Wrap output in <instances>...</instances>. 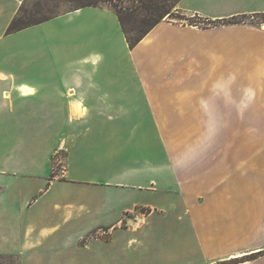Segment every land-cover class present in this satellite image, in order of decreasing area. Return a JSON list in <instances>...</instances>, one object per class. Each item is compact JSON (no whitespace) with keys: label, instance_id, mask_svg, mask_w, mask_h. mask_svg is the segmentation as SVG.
Returning a JSON list of instances; mask_svg holds the SVG:
<instances>
[{"label":"crops","instance_id":"crops-1","mask_svg":"<svg viewBox=\"0 0 264 264\" xmlns=\"http://www.w3.org/2000/svg\"><path fill=\"white\" fill-rule=\"evenodd\" d=\"M206 1L183 9L212 20L264 14V0ZM23 2L0 0V254L9 255L19 241L28 250L34 240L45 248L51 236L64 230L47 247V253L54 252V264H77L72 252L62 258L63 251L85 239L88 250L101 243L105 249L92 260L121 261L123 255L111 247L128 232L123 226L130 217L123 210L113 219L110 203L125 198L107 196L105 210L99 211L83 207L46 213L37 205L55 167L54 157L65 150L59 178L75 182L70 176L75 168L95 162L87 158L93 139L109 146L105 128L130 120L128 108L133 107L138 108L134 115L139 122L180 123L181 128L166 134L164 162L148 157L147 167L139 168L146 172L138 179L139 187L145 183L158 188L165 202L140 204L152 211L140 212L145 216L139 226L145 242L141 239L132 248L164 250L166 244L162 258L179 264H264V65L242 71L246 82L232 84L224 98L186 103L183 87L167 89L177 93L162 97L157 90L165 87L125 81L126 73L119 69L128 45L117 20L110 21L105 10L86 7L7 34ZM161 25L145 41L161 34ZM115 36H123L122 49L115 48ZM155 134L151 130L146 135L155 139ZM81 153H86L82 159ZM157 214L168 222L165 244L152 236L158 231L151 220ZM174 249L179 250L176 259ZM209 252L223 255L212 259L205 254ZM35 261L43 263L44 258Z\"/></svg>","mask_w":264,"mask_h":264},{"label":"rangeland","instance_id":"rangeland-1","mask_svg":"<svg viewBox=\"0 0 264 264\" xmlns=\"http://www.w3.org/2000/svg\"><path fill=\"white\" fill-rule=\"evenodd\" d=\"M168 3L173 7V16L167 17L158 24H162L163 35L161 33L154 36L153 40L145 41L157 25L134 47L128 42L127 36L132 40L140 36L139 30L144 15L133 14L132 17L125 20L123 25L114 5L103 4L94 7L105 10L104 12L108 14L110 21L117 20L118 28L125 37L128 45L122 54L125 61L123 67L125 68L122 69L123 67H121L119 71L121 73L123 70L126 73V82L165 87L163 90L160 88L161 92L157 90V93H161L162 97L177 93L167 91V89L183 87L184 90L181 91L183 94L182 101L188 103L196 99L224 98L228 96L232 84L246 82L247 75L242 74V71L252 66L264 65V14H247L219 21L208 19L205 14L189 13L183 9L187 8L186 4H189L190 7L193 3L197 6H204L203 3H207L206 0H168ZM38 5L43 7L41 15L55 12L56 17L76 11L75 7H77L76 3L67 0H24L22 4L24 11L28 13L33 9L35 10ZM23 16L25 17L24 13L19 15V17ZM181 17L185 20H180ZM122 38L114 37L116 49L123 48ZM256 43L258 47L253 46ZM138 62L141 63L138 65L141 68L140 71V68L136 67ZM259 77L261 78L263 75H259ZM152 92L155 93V91ZM128 109L132 110L129 113L130 120L126 118L125 122H110L105 128L109 132V146L102 142L101 145H98L100 140L93 139L87 158L95 162L90 165L85 162V165L76 167L70 175L77 179L75 182L70 178L66 180L59 178L62 175L63 161L67 155L65 150L62 149L54 157L55 167L46 181L43 194L39 196L40 201L37 206L46 213L58 210L78 211L83 207L99 211L105 210L107 204L104 201H106L107 196L113 199L125 198V202L110 203V212L115 216L113 219L117 220L123 210L130 217V221L127 219V224L123 226L125 229H129L127 230L129 233L124 231L126 236L121 233L122 235L117 238L114 247H111V250L123 255L121 261L117 260L115 264H176L179 261L173 262L167 258H162L163 253L166 255L165 239L168 222L161 215L157 214L151 219L154 226L158 228V231L152 233V236L165 244V249L149 247L146 250H138L137 247L132 248V246L136 242H141V239L145 242L139 228L142 223L141 220L145 216L142 217L139 214L142 212L148 215L152 208L142 205L144 203L153 205L165 202L164 193L158 188H153L145 183H143V187H139L138 179L146 173L139 171V168L142 165L147 167L145 163L148 157L156 162L165 161V157L162 158V155L165 152L166 134L179 131L181 124L139 122L134 115V111L138 112V108L131 107ZM112 120L114 119L111 118ZM151 130L157 135L155 139L153 135H146ZM106 141L107 139H104V142ZM58 143L59 139H56L53 144L55 146ZM82 155L86 156V153L78 155L80 159H82ZM113 156L116 157V160L111 161L110 158ZM103 157L106 161L97 163V159ZM108 159L110 160L108 161ZM122 178L126 179L124 184H117V180ZM106 182L110 183L109 186L105 184ZM88 201L92 203L89 204ZM72 204L73 207L70 208ZM136 211L138 212L137 215ZM62 232L51 236V240L45 248L39 246L34 240V246L28 250L27 245H24L23 241H19L17 248L14 245L10 249L12 252L9 255L0 254L2 262L4 264H54L50 261L55 258L54 252L47 253V247L65 234L64 230ZM69 234L70 232L66 233V235ZM71 236L73 235L71 234ZM87 240L85 239L79 245L75 242L72 243L67 251H63L65 254L62 255V258H67L68 255L66 254L72 252L77 264H102V260H92L95 255L105 253L102 243L99 247H92L88 250ZM173 251L176 259L179 250L174 249ZM141 253L143 256L145 255L144 260L139 257ZM205 254L210 255L212 259H218L223 255L222 252ZM42 258H44L43 263L35 261ZM231 263L235 262L220 261L215 264Z\"/></svg>","mask_w":264,"mask_h":264},{"label":"trees","instance_id":"trees-1","mask_svg":"<svg viewBox=\"0 0 264 264\" xmlns=\"http://www.w3.org/2000/svg\"><path fill=\"white\" fill-rule=\"evenodd\" d=\"M59 1V0H58ZM61 1V0H60ZM71 3H76L77 7L75 10L86 8V7H98L103 4L114 5L117 9V14L120 18L121 23L124 25L125 20L132 17V15L140 13L144 15L141 21V26L139 30L140 36L135 40L128 38V42L132 47L136 46L153 28H155L159 23L163 22L167 17L173 16V7L169 5L168 0H67ZM43 7L41 5L36 6L30 13L24 11L22 6L16 18L12 21L8 28V34L21 31L23 29L44 23L54 17H56L55 12H49V14H42ZM24 13L25 17H19L20 14ZM184 17V16H183ZM181 17L180 20H185ZM233 19V18H232ZM222 21V20H219ZM234 21V20H233ZM233 23L232 21H230ZM225 23V22H223ZM229 23V22H228ZM230 23V24H231ZM128 35V34H127ZM260 254H264V251ZM260 255L255 254V257ZM0 264H4L0 257Z\"/></svg>","mask_w":264,"mask_h":264},{"label":"bare ground","instance_id":"bare-ground-1","mask_svg":"<svg viewBox=\"0 0 264 264\" xmlns=\"http://www.w3.org/2000/svg\"><path fill=\"white\" fill-rule=\"evenodd\" d=\"M24 90H25V92H27V93H32L33 91L32 90H30V89H28V88H24Z\"/></svg>","mask_w":264,"mask_h":264}]
</instances>
